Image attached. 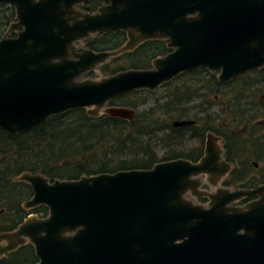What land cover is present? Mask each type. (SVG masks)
<instances>
[{
  "label": "water",
  "instance_id": "water-1",
  "mask_svg": "<svg viewBox=\"0 0 264 264\" xmlns=\"http://www.w3.org/2000/svg\"><path fill=\"white\" fill-rule=\"evenodd\" d=\"M88 1L0 0L15 9L9 29H20L0 39V129L7 134L78 109L132 121L135 109L108 103L199 68L229 82L264 67V0H97L106 5L96 13L75 10ZM120 31L127 39L115 50L77 45ZM153 40L167 41L171 51L152 68L84 78ZM219 142L209 132L197 162L180 158L148 170L52 182L22 173L15 181L32 191L23 208L48 213L0 233V258L31 244L35 264H264V184L222 187L231 165ZM203 176L214 192L201 188ZM188 195L207 198L208 209ZM251 196L257 198L232 205Z\"/></svg>",
  "mask_w": 264,
  "mask_h": 264
},
{
  "label": "trees",
  "instance_id": "trees-1",
  "mask_svg": "<svg viewBox=\"0 0 264 264\" xmlns=\"http://www.w3.org/2000/svg\"><path fill=\"white\" fill-rule=\"evenodd\" d=\"M96 6L95 1H90L81 8L94 11ZM10 11L0 18V29L14 19L13 9ZM125 42L126 34L120 31L87 39L85 47L94 52L111 51ZM166 42H145L132 52L110 59L99 70L109 76L128 69H150L153 59L169 52ZM122 59H128L127 67L117 65ZM263 87L264 67L229 84H219L215 75L200 68L161 86L159 89L164 91L155 99V108L137 111L153 94L149 91L131 92L108 103L135 109L131 122L105 114L93 117L85 109H78L52 116L44 124L14 136L0 129V233L13 231L31 213L39 218L47 216L44 206L29 212L23 209L22 204L31 198L32 191L28 184L15 181L22 173H39L52 182L75 180L83 175L148 170L156 163L179 158L195 162L207 132L223 137L225 158L234 164L222 182L224 187L263 185L264 99L263 94H256ZM215 95L227 100L225 110L208 111ZM174 120H192L197 125L173 128ZM159 149H166L160 157L156 152ZM253 163L258 164L257 169ZM254 173L260 177H253ZM10 258L15 264L37 262L31 244L20 247Z\"/></svg>",
  "mask_w": 264,
  "mask_h": 264
},
{
  "label": "flooded vegetation",
  "instance_id": "flooded-vegetation-1",
  "mask_svg": "<svg viewBox=\"0 0 264 264\" xmlns=\"http://www.w3.org/2000/svg\"><path fill=\"white\" fill-rule=\"evenodd\" d=\"M90 1H95L96 3H97V6H96V9L94 10V11H89L88 9V11H86V10H84V9H82L81 7L84 5V4H86V3H88V2H90ZM88 2H86V3H83V4H81V5H77L76 7H75V10H79V11H82V12H84V13H89V14H93V13H96V12H98V10H99V8L100 7H102V6H104V5H106L105 3H100V2H98L97 0H89ZM11 8L13 9V13H14V19L12 20V21H10L9 23H8V25L7 26H5V27H2L0 30V39L1 38H3V37H5V36H7V37H15L16 36V33L20 30V29H15V30H10L9 28H10V26L12 25V24H14L15 22H16V14H15V9L13 8V7H11L10 5H8V4H2V5H0V18L3 16V14L4 13H6V12H11L10 10H11ZM9 9V10H8ZM107 34V33H106ZM102 35H104V34H102ZM96 36H93V37H89V38H87V39H94ZM87 39H85L84 41H82V43H83V48H85V49H87L86 47H85V41L87 40ZM126 39H127V37H126ZM164 41V40H163ZM148 42V41H147ZM167 43V42H166ZM79 43H77V45H78ZM142 45V44H141ZM167 48V47H166ZM168 49V48H167ZM89 50V49H88ZM169 50V52L171 51L170 49H168ZM168 52V53H169ZM165 56V55H164ZM107 64V63H106ZM105 65V64H104ZM103 66V65H102ZM101 67V66H100ZM99 67V68H100ZM151 68H152V62H151ZM200 69V68H199ZM203 69H205V68H203ZM206 70V69H205ZM207 71V70H206ZM99 72L101 73V71L99 70ZM208 72V71H207ZM209 73V72H208ZM91 75H94L93 73H90ZM102 74V73H101ZM209 74H213V75H215V79H216V81L219 83V84H229V83H231V82H233L234 80H236V79H238V78H236V79H234V80H232V81H229V82H220L218 79H217V75H218V72H214V73H209ZM84 77H89V76H84ZM175 79V78H174ZM220 86V85H219ZM220 90H221V88H220ZM142 91H145V90H142ZM147 91V90H146ZM156 91V90H155ZM155 91H149V92H155ZM264 95V94H263ZM263 95L261 96L262 98H263ZM226 100V99H225ZM214 103L210 106V108L208 107V111L209 112H213V110H214V112L215 111H217V110H219L220 108L222 109V110H225L226 109V101H224V99L223 98H221V96H219V95H215L214 96ZM222 104H224V105H222ZM108 106H110V105H108ZM202 112V111H201ZM174 121H184V120H174ZM173 121V122H174ZM186 121H192V120H186ZM129 122H131V121H129ZM172 122V123H173ZM193 122V124H191L192 126H196L197 125V123L195 122V121H192ZM172 123H171V126H172ZM263 125H264V121H263ZM187 126H190V125H187ZM173 127V126H172ZM183 127H185V126H183ZM173 128H175V127H173ZM177 128H181V127H177ZM207 133H209V132H207ZM207 133H205V135H204V138H203V143H202V152H201V155L197 158V160L195 161V162H197L203 155H204V150H205V140H206V135H207ZM212 134H214L213 132H211ZM215 135V134H214ZM215 136H217V135H215ZM217 137H219L220 138V142H219V144H220V146H221V148H222V150H223V153H222V157H223V159L227 162V163H229L230 165H231V170H230V172L228 173V175L232 172V170H233V167H234V164H233V162H230V161H227L226 160V158H225V156H226V147H225V145H224V139H223V137L222 136H217ZM197 145V144H196ZM199 146V145H198ZM192 150H194V149H191V151ZM180 159V158H179ZM176 160V159H175ZM186 160V159H185ZM188 161H190V160H188ZM192 162V161H191ZM253 165H254V168L255 169H257L258 168V164L257 163H253ZM227 175V176H228ZM226 176V177H227ZM225 177V178H226ZM253 177H255V176H253ZM203 181L202 182H204V183H207V181H206V177H200ZM224 178V179H225ZM224 181V180H223ZM222 181V182H223ZM207 185H208V183H207ZM221 186L222 187H224L223 185H222V183H221ZM258 187V186H257ZM201 188H202V186H201ZM225 188H228V187H225ZM203 189V188H202ZM230 189H234V188H230ZM239 189V188H238ZM245 189H254V188H245ZM203 190H206V191H209V190H211L210 189V186L208 185V186H206L205 187V189H203ZM211 192H214V191H211ZM189 196V195H188ZM257 198V196H251V197H248V198H245V199H243V200H241V201H239V202H237V203H234V204H232V205H238V206H242V205H244V204H246V203H248V202H250L251 200H254V199H256ZM30 199V198H29ZM28 199V200H29ZM200 199H204V201L202 202V201H200ZM197 200L198 201H200V203H202V204H207V205H202L204 208H206V209H208V203H209V201H208V199L207 198H205V197H199V198H197ZM245 200V201H244ZM242 201H244L243 203H241ZM23 207V206H22ZM24 209V208H23ZM25 210V209H24ZM26 212H29L30 210H25ZM30 215H35V214H29V215H27L26 216V218L28 217V216H30ZM36 216V215H35ZM25 218V219H26ZM25 219H23L22 221H21V223L25 220ZM20 223V224H21ZM19 225V224H18ZM17 225V226H18ZM24 246V245H23ZM22 247V246H21ZM20 249V247L19 248H17L15 251H12V252H10V253H7V254H5L3 257H1L0 258V264H15V261H13L11 258H10V256L13 254V253H15L16 251H18ZM29 264H32V263H29ZM35 264V263H34Z\"/></svg>",
  "mask_w": 264,
  "mask_h": 264
},
{
  "label": "rangeland",
  "instance_id": "rangeland-1",
  "mask_svg": "<svg viewBox=\"0 0 264 264\" xmlns=\"http://www.w3.org/2000/svg\"><path fill=\"white\" fill-rule=\"evenodd\" d=\"M7 37V36H6ZM79 47H83V43L82 42H79L78 44ZM121 64L122 66H125L127 67L129 62H128V59H122L120 61L117 62V65ZM94 75H90L89 77H84V78H89V79H100V78H103V77H106L104 74H101L99 71L97 72H94L93 73ZM82 80V79H81ZM178 82V81H177ZM176 82V83H177ZM164 90H161V89H157L155 92H153V94H151L148 98V100L146 101L145 104L137 107V111L138 112H144V111H147L149 109H152V108H155V99L157 98H160V96L162 95ZM257 95H262L264 94V87L263 88H260L258 90V92L256 93ZM161 102H164V99L161 100ZM167 120V119H166ZM168 121H171V119L168 118ZM263 131H264V128H263ZM158 149V148H157ZM166 149H159L157 150V155L160 157L162 156L164 153H165ZM260 163V162H259ZM252 164V162H251ZM256 178H259L260 176L259 175H256L255 173L253 174ZM262 184H258L257 186H261ZM208 186L207 183H203L202 185V188L205 189V187ZM211 189V188H210ZM212 191H215V188H212L211 189ZM188 198L190 200H192L194 203L196 204H199V205H207V204H202L200 203V201H198L197 199H194L190 196H188Z\"/></svg>",
  "mask_w": 264,
  "mask_h": 264
}]
</instances>
